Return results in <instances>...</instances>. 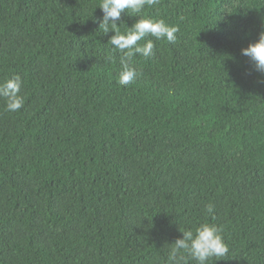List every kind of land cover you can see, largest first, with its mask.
<instances>
[{
  "label": "trees",
  "instance_id": "obj_1",
  "mask_svg": "<svg viewBox=\"0 0 264 264\" xmlns=\"http://www.w3.org/2000/svg\"><path fill=\"white\" fill-rule=\"evenodd\" d=\"M98 2L0 0V81L23 82L19 111L0 98V264H166L203 222L229 249L208 264H264V74L242 55L264 0L146 5L179 31L139 42L128 86Z\"/></svg>",
  "mask_w": 264,
  "mask_h": 264
},
{
  "label": "clouds",
  "instance_id": "obj_2",
  "mask_svg": "<svg viewBox=\"0 0 264 264\" xmlns=\"http://www.w3.org/2000/svg\"><path fill=\"white\" fill-rule=\"evenodd\" d=\"M159 0H99L98 5L103 11V18L99 24V29L103 33L113 31L109 43L118 49L121 56V70L118 74L117 83L121 86H128L135 81L139 72L131 63L137 54L143 57L153 55L154 42L151 39L145 43L147 36L156 40L166 39L174 42L178 26L166 23L164 19H154L144 14L145 6H153ZM140 17L131 27L122 31L119 27L122 13ZM117 21H121L119 24ZM242 55L248 57L254 64L257 72L264 74V31H261L257 41L250 43L242 49ZM110 59V58H109ZM22 79L17 74L0 81V98L5 102V109L8 112H17L23 106L21 95ZM214 210L212 204L207 205V212ZM182 237L174 242L165 245L167 249L166 264H208L211 258L214 261L224 258L228 254V246L221 234V229L208 222L200 223L193 228H181Z\"/></svg>",
  "mask_w": 264,
  "mask_h": 264
}]
</instances>
